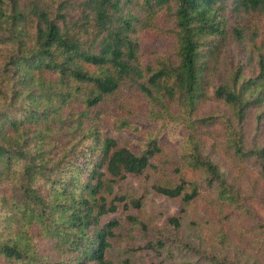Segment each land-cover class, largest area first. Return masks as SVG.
Segmentation results:
<instances>
[{"label":"trees","instance_id":"obj_1","mask_svg":"<svg viewBox=\"0 0 264 264\" xmlns=\"http://www.w3.org/2000/svg\"><path fill=\"white\" fill-rule=\"evenodd\" d=\"M0 45V264H263L264 0H0Z\"/></svg>","mask_w":264,"mask_h":264},{"label":"rangeland","instance_id":"obj_2","mask_svg":"<svg viewBox=\"0 0 264 264\" xmlns=\"http://www.w3.org/2000/svg\"><path fill=\"white\" fill-rule=\"evenodd\" d=\"M82 9L80 7H72L69 9L68 15L65 17V27L69 30L70 34L76 35L79 34L78 30L73 27V22L81 17L82 15ZM60 26V22H58ZM63 27V26H62ZM83 36L81 35V39ZM3 46L0 45V52H2ZM132 100H135V97L129 93ZM210 106H214V104H211ZM120 139L125 140L127 139V136L125 133H118ZM203 138L206 140L207 144H210L207 140L206 136H203ZM208 147V145H206ZM217 152L222 151L221 147L217 145L216 147ZM257 169L256 167L252 166L250 163H232L230 165V175L229 178L235 182L242 193L247 195L251 200L252 203L249 205L254 213L256 214V221L258 223H262L264 221V212L262 209H264V182L258 179L257 176ZM158 199H155V201L151 202L148 200L145 202L144 207L142 211L140 212V216L143 220L154 218L156 216V207H157V201ZM209 203V201L205 198H199L197 202L193 205H189L185 208L184 214H182V221H183V232L188 231V229L193 228L194 223L196 226L195 229L198 230H205L206 224L203 222V215H207V212H202V210L206 209L205 202ZM208 207V206H207ZM173 210L170 208H165L163 206L159 207L158 214L155 219L150 220L155 225L160 226L161 225V218L159 216V213H165V212H172ZM263 213V214H261ZM247 235V234H246ZM216 254L219 256H225L229 257L230 255H233L232 247L231 245L226 246L222 248L221 250H216ZM153 257L149 256H136L134 260L136 261V264H148L149 262L152 263V261H155V264H179V261L174 259L172 261L169 260H161L160 258H155L152 260ZM264 264V261H263Z\"/></svg>","mask_w":264,"mask_h":264}]
</instances>
